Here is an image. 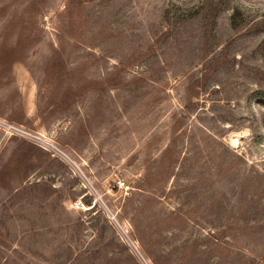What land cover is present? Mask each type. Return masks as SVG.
<instances>
[{"label": "rangeland", "instance_id": "rangeland-1", "mask_svg": "<svg viewBox=\"0 0 264 264\" xmlns=\"http://www.w3.org/2000/svg\"><path fill=\"white\" fill-rule=\"evenodd\" d=\"M0 264H264V0H0Z\"/></svg>", "mask_w": 264, "mask_h": 264}, {"label": "built area", "instance_id": "built-area-1", "mask_svg": "<svg viewBox=\"0 0 264 264\" xmlns=\"http://www.w3.org/2000/svg\"><path fill=\"white\" fill-rule=\"evenodd\" d=\"M9 126V129L10 128H14L15 130H16V133H20V134H22V133H24L25 135L27 134V132L26 131H24V130H22V129H20V128H17V127H14V126H10V125H8ZM8 128V127H7ZM116 185L118 186V187H120V188H124L125 187V183H124V181H122V180H117L116 181ZM75 207L78 209L80 206L78 205V204H75ZM82 207V206H81Z\"/></svg>", "mask_w": 264, "mask_h": 264}]
</instances>
